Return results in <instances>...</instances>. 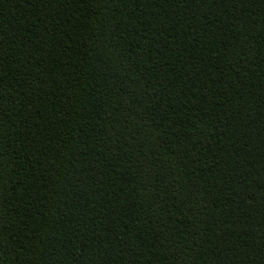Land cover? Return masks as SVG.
I'll list each match as a JSON object with an SVG mask.
<instances>
[{"label":"trees","instance_id":"16d2710c","mask_svg":"<svg viewBox=\"0 0 264 264\" xmlns=\"http://www.w3.org/2000/svg\"><path fill=\"white\" fill-rule=\"evenodd\" d=\"M0 264H264V0H0Z\"/></svg>","mask_w":264,"mask_h":264}]
</instances>
